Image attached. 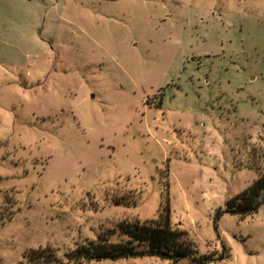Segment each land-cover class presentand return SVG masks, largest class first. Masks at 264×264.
<instances>
[{
  "label": "rangeland",
  "instance_id": "rangeland-1",
  "mask_svg": "<svg viewBox=\"0 0 264 264\" xmlns=\"http://www.w3.org/2000/svg\"><path fill=\"white\" fill-rule=\"evenodd\" d=\"M263 173L264 0H0V264L167 199L208 264H264V195L227 212Z\"/></svg>",
  "mask_w": 264,
  "mask_h": 264
},
{
  "label": "trees",
  "instance_id": "trees-1",
  "mask_svg": "<svg viewBox=\"0 0 264 264\" xmlns=\"http://www.w3.org/2000/svg\"><path fill=\"white\" fill-rule=\"evenodd\" d=\"M264 195V173L252 187L232 199L227 212L243 217L255 213ZM171 207L167 199L157 221L145 223H121L118 230L96 240L85 241L60 255L53 248L31 249L24 254L19 264H87L105 260L117 261L136 257H158L179 263L188 258L191 264H208L211 256H198L196 244L188 234L171 227ZM119 235L125 241L117 243L111 239Z\"/></svg>",
  "mask_w": 264,
  "mask_h": 264
}]
</instances>
